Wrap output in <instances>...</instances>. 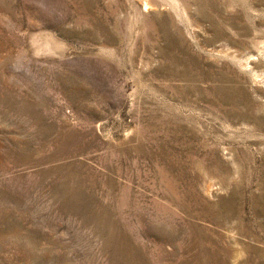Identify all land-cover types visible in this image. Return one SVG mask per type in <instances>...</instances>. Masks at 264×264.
Instances as JSON below:
<instances>
[{
	"label": "rangeland",
	"instance_id": "1",
	"mask_svg": "<svg viewBox=\"0 0 264 264\" xmlns=\"http://www.w3.org/2000/svg\"><path fill=\"white\" fill-rule=\"evenodd\" d=\"M0 264H264V0H0Z\"/></svg>",
	"mask_w": 264,
	"mask_h": 264
},
{
	"label": "bare ground",
	"instance_id": "2",
	"mask_svg": "<svg viewBox=\"0 0 264 264\" xmlns=\"http://www.w3.org/2000/svg\"><path fill=\"white\" fill-rule=\"evenodd\" d=\"M145 5V4H144Z\"/></svg>",
	"mask_w": 264,
	"mask_h": 264
}]
</instances>
